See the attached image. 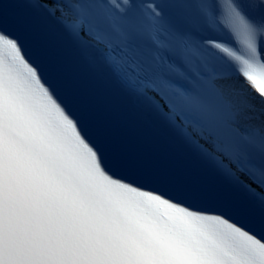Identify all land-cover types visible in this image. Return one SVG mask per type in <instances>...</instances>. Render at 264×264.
Listing matches in <instances>:
<instances>
[{
	"label": "snow or ice",
	"instance_id": "obj_1",
	"mask_svg": "<svg viewBox=\"0 0 264 264\" xmlns=\"http://www.w3.org/2000/svg\"><path fill=\"white\" fill-rule=\"evenodd\" d=\"M0 264H264V0H0Z\"/></svg>",
	"mask_w": 264,
	"mask_h": 264
}]
</instances>
